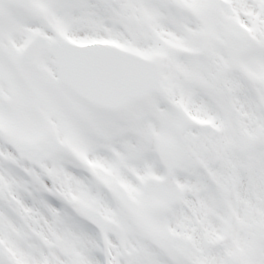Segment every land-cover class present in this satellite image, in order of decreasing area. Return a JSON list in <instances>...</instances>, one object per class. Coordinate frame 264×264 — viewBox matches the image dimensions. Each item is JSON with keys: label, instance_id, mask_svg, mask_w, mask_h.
Segmentation results:
<instances>
[{"label": "snow or ice", "instance_id": "obj_1", "mask_svg": "<svg viewBox=\"0 0 264 264\" xmlns=\"http://www.w3.org/2000/svg\"><path fill=\"white\" fill-rule=\"evenodd\" d=\"M0 264H264V0H0Z\"/></svg>", "mask_w": 264, "mask_h": 264}]
</instances>
